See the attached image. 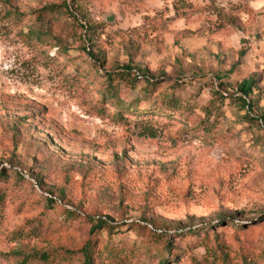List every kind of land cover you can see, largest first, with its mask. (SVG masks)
<instances>
[{"label":"rangeland","instance_id":"1","mask_svg":"<svg viewBox=\"0 0 264 264\" xmlns=\"http://www.w3.org/2000/svg\"><path fill=\"white\" fill-rule=\"evenodd\" d=\"M65 1L0 0V264H83L111 239L130 250L123 264L262 254L264 0H78L89 42L68 38L63 14L32 38L49 26L40 9ZM171 95L186 109L164 116L154 108ZM99 219L124 232L93 234Z\"/></svg>","mask_w":264,"mask_h":264},{"label":"trees","instance_id":"2","mask_svg":"<svg viewBox=\"0 0 264 264\" xmlns=\"http://www.w3.org/2000/svg\"><path fill=\"white\" fill-rule=\"evenodd\" d=\"M72 3L69 4L67 1L64 2L62 5H47L46 7L40 9L39 11V17L41 19H44V21L48 18L46 21L49 26L45 29L44 32H39V31H32L31 36L32 38H36L40 42H44V36L49 32L50 28L53 27L55 23L53 22V19L56 15L58 14H63L69 18H72V23H66L64 27L62 25L61 28L67 31V36L68 38H74L78 36V32L81 29V31L86 32L85 33V41L89 42V39L92 37L91 36V30L90 27L84 26L80 20L77 17L76 10L78 9L76 6V3L78 0H71ZM5 15L7 16L8 19L11 20V18H14L16 20H19L21 18V13L17 9H9L6 11ZM57 26V25H56ZM83 40V37H80ZM85 50H88V47H85ZM89 54L93 56V52L89 51ZM133 65L129 64L128 66L125 67L126 71L125 73H120V74H110L108 73V80L109 82L113 85L114 82L116 81H125L128 82L130 80V73L133 70ZM136 80H141V78L136 77L134 81H130L134 84ZM218 80L222 82L223 77L219 76ZM146 83L148 84V89L150 93H155L158 88L157 85L159 84L158 80H145ZM221 85L223 83H220ZM255 85V80H249L243 82L239 87V91L242 93L243 96L245 97H250L253 93V87ZM134 86V85H133ZM182 97H178L176 95H171V96H165L162 103L158 106H156L154 109H159L160 111L166 112L164 113V116L167 115L168 113H182L186 109V105H183V101L181 99ZM239 102L241 103V108L245 112V117L251 118L249 113L253 110V101H246L245 99L241 98L239 99ZM123 108V106H122ZM164 108H166V111H164ZM128 110H132L131 108ZM140 110V108H139ZM210 111V109H208ZM154 113V112H152ZM212 111H210L208 114L211 115ZM137 116L142 117L144 116V111L137 110ZM261 120L264 123V113L260 117ZM140 125L143 128H147L151 126V122L149 121V118H141L138 119ZM53 201V200H52ZM72 216H77V214H72ZM122 226L112 224L110 221L104 220V219H99L98 224L94 225L91 229V232L96 235H101L103 231H106L108 234H110L111 238H116L119 233H123L124 230L121 229ZM144 230L147 231V235H149L150 238L155 239V240H161L165 233H157L155 231H152L148 229L147 227H143ZM194 232V231H192ZM194 235L197 236V234L194 233ZM114 240L111 239L108 242H103L101 241L100 246L98 249H95L94 244H88L84 248V251L82 252V262L83 264H123L124 263V258L128 257V250L126 247H116L114 246ZM208 240V239H206ZM205 238L203 239H198V241H201L202 244H207V241ZM171 247L173 246L172 243L170 244ZM170 248V247H169ZM162 256L165 258L167 256L166 251L164 249H161ZM106 255V256H105ZM226 257L223 258V261L229 263L228 259V254H225ZM42 262L45 264H53L57 260H65L67 261L69 259L68 256H52V258L46 256V257H40ZM104 259V260H103ZM264 260V250L262 254H249L247 258H245L244 264H261V262ZM165 264H170L171 259L165 258L164 260ZM193 264H207L206 260H198V259H193Z\"/></svg>","mask_w":264,"mask_h":264}]
</instances>
